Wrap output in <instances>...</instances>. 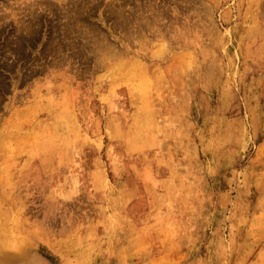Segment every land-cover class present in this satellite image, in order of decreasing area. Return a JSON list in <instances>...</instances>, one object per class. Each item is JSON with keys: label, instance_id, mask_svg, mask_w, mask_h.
Here are the masks:
<instances>
[{"label": "rangeland", "instance_id": "rangeland-1", "mask_svg": "<svg viewBox=\"0 0 264 264\" xmlns=\"http://www.w3.org/2000/svg\"><path fill=\"white\" fill-rule=\"evenodd\" d=\"M13 241L0 264H264V0H0Z\"/></svg>", "mask_w": 264, "mask_h": 264}, {"label": "bare ground", "instance_id": "bare-ground-1", "mask_svg": "<svg viewBox=\"0 0 264 264\" xmlns=\"http://www.w3.org/2000/svg\"><path fill=\"white\" fill-rule=\"evenodd\" d=\"M123 9V8H122ZM121 9V10H122ZM121 15V14H120ZM123 15V14H122ZM121 15V16H122ZM31 24V23H30ZM31 31V30H30ZM33 35V34H32ZM162 49V48H161ZM159 50V49H158ZM158 50L157 51H155L154 53L155 54H158ZM160 51H162L163 52V50H159V53H160ZM125 66V65H124ZM112 74V73H111ZM197 76V75H196ZM196 78V77H195ZM157 79V78H156ZM153 81V80H152ZM188 81V80H187ZM154 82V81H153ZM146 88H147V86H146ZM127 91V93H129V94H132V95H134V96H138V94L140 93V91L141 90H139L138 88H134V87H131V88H129L128 90H126ZM144 91V90H143ZM54 92V91H53ZM55 93V92H54ZM53 93V94H54ZM52 94V96H54ZM53 98V97H52ZM134 121V120H133ZM139 123V122H138ZM131 124V123H130ZM46 125V124H45ZM136 127V126H135ZM135 129V128H134ZM136 129H138V128H136ZM138 131H139V133H140V130L138 129ZM138 131H136V132H138ZM40 132V131H39ZM42 132V131H41ZM40 132V133H41ZM36 135H38V132H37V134ZM138 135V134H137ZM46 136V135H45ZM132 137V136H131ZM129 138V137H128ZM127 137H126V139H128ZM39 139V138H38ZM53 139H54V137H53ZM37 141V140H36ZM41 141V140H40ZM67 141V140H66ZM74 141V140H73ZM68 142V141H67ZM66 142V143H67ZM70 142V141H69ZM36 144V143H35ZM65 145V144H64ZM121 145V144H120ZM140 145V144H139ZM122 146V145H121ZM58 147V145L57 144H55V143H53V141L51 140H47V141H43V146H42V148L41 149H43L45 152H47V153H51V152H53V150L54 149H56ZM3 148V147H2ZM4 149V148H3ZM112 149V148H111ZM33 155V154H32ZM80 156V155H79ZM99 157H101V156H99ZM80 165V164H79ZM101 168H99L100 169V176L102 177L101 179H98L97 181H100L101 182V188L103 187V192L102 193H104V194H106V197H111V196H109V195H111V193H113L114 192V190H113V188H112V185H110L108 182H107V177H105V169L102 167V166H100ZM92 173V172H91ZM90 174V173H89ZM90 178V177H89ZM93 180V179H92ZM135 190V188H133V186L132 185H127V184H125L122 188H121V190H119V191H117L118 192V201L117 202H119V206H122V207H124V208H129V207H132V206H134V207H136V205H144V206H147V204H143V203H140V202H137L136 201V199H135V201H136V203L134 202V198L132 197L133 196V191ZM116 193V192H115ZM104 197V196H103ZM116 197V196H115ZM105 199H107V198H105ZM112 200V199H111ZM105 201V200H104ZM103 201V202H104ZM113 201V200H112ZM115 201V202H116ZM102 202V203H103ZM114 202V203H115ZM104 205V204H103ZM114 205V204H113ZM105 207V206H104ZM110 207V206H109ZM139 207V206H138ZM109 215V214H108ZM101 216V215H100ZM107 217V216H106ZM98 223V222H97ZM105 223V222H104ZM111 224V223H110ZM95 226V225H94ZM93 227V226H92ZM94 229V228H93ZM111 241V240H110ZM14 242V241H13ZM16 242H14L13 244H9V243H3L1 246H0V262L1 261H3L4 259H5V257H11V256H13V254H17V252H13L12 250H10V249H13L14 248V244H15ZM111 245V244H110ZM112 246V245H111ZM110 246V247H111ZM101 247V246H100ZM102 248V247H101ZM100 249V248H99ZM104 250V249H103ZM106 250V249H105ZM93 251V250H92ZM96 251H98V250H96ZM109 251V250H108ZM125 251H126V249H125ZM75 252V251H74ZM95 252V251H94ZM20 253V252H19ZM104 253V252H103ZM20 254H22V252L20 253ZM19 254V255H20ZM70 255V254H69ZM93 255V254H92ZM105 255V254H104ZM98 256H100V255H98ZM77 257V256H76ZM75 257V258H76ZM17 258V257H16ZM90 258V257H89ZM72 259V258H71ZM16 261V260H18V258L15 260V257L14 258H10L9 259V261ZM72 261V260H71ZM70 261V262H71ZM77 262V261H76ZM66 263H68V262H66ZM73 263V262H72ZM77 263H79V262H77ZM76 263V264H77ZM81 263V262H80Z\"/></svg>", "mask_w": 264, "mask_h": 264}]
</instances>
